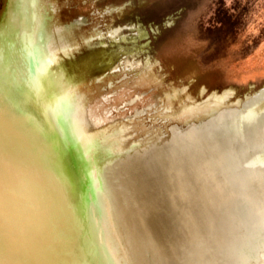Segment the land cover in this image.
Masks as SVG:
<instances>
[{
  "label": "bare ground",
  "instance_id": "6f19581e",
  "mask_svg": "<svg viewBox=\"0 0 264 264\" xmlns=\"http://www.w3.org/2000/svg\"><path fill=\"white\" fill-rule=\"evenodd\" d=\"M40 6L9 0L0 22V264H167V247L140 232L129 202L136 180L160 194L159 172L168 168L187 171L198 207L208 211V198L215 211L237 217L231 239L220 236L224 247L200 241L203 255L194 252L193 264H264V91L239 107L216 95V111L201 119L184 107L178 118L186 115V123L173 122L169 139L130 149L124 168L103 178L97 150L116 154L108 121L47 44ZM149 76L142 73L136 86L152 82ZM194 179H204L205 203ZM138 197L143 216L150 203Z\"/></svg>",
  "mask_w": 264,
  "mask_h": 264
},
{
  "label": "rangeland",
  "instance_id": "374dc122",
  "mask_svg": "<svg viewBox=\"0 0 264 264\" xmlns=\"http://www.w3.org/2000/svg\"><path fill=\"white\" fill-rule=\"evenodd\" d=\"M8 3L0 0V22ZM40 3L47 44L108 121L119 159L97 150L103 178L124 168L130 149L169 139L173 122L186 123L184 107L201 119L216 111V95L239 107L264 91V0ZM146 71L152 82L136 86Z\"/></svg>",
  "mask_w": 264,
  "mask_h": 264
},
{
  "label": "water",
  "instance_id": "95a60500",
  "mask_svg": "<svg viewBox=\"0 0 264 264\" xmlns=\"http://www.w3.org/2000/svg\"><path fill=\"white\" fill-rule=\"evenodd\" d=\"M160 164H165V162L162 161ZM160 167L162 168L163 165ZM159 177V184H161L163 188L160 186L162 189H160L161 193H156V197L159 195L162 196V199L165 200V202L163 201L164 204L162 203L160 206L156 205L157 200L160 199H157L158 197L156 198L155 194H151V197L149 191L146 190V186L143 187V185L136 180V186L134 187L131 185L134 191H132L130 195L131 197L136 194L134 197L135 200H130L129 202L131 204V209L134 210V214L136 215L130 214L129 218H133V221L136 220L135 225L142 234H146L149 237L153 236L156 241L161 242L162 245L167 247V253L165 252L166 255L168 254L167 264H190L191 262L193 264L194 259H196L193 256L194 252H199V255H203V248L200 246V241L202 240H209L211 246L219 243L221 244L219 245L220 247H224V240L222 242L220 236L222 235L225 240L231 239L229 234H231V230L233 231V228L237 225V217L235 219L230 218V216L232 217L231 214H226L223 211H215L212 208L211 202H209L210 200L207 198L208 195L205 191V193H202V187L204 186L202 183H204V179L203 181L202 179H198L200 184H198L195 179L193 182L199 198H202L204 203V198H207L206 203L209 205L208 211H205L204 207H198L194 202L192 196L193 190L191 191L189 189L188 183H190V176L187 171L179 172L177 168H168L166 175L163 170L159 172ZM205 180L207 182V179ZM140 193L141 197L145 199L144 201L150 203V205L147 204L148 207L146 205L144 210L145 214L143 216L138 213L139 206H141V198L138 197ZM172 194L176 196L177 202L170 200V195ZM145 196H149L148 199H146ZM137 197L139 198L138 200ZM175 203H177L176 206ZM246 209L247 212L249 211L251 213L252 210L249 208ZM133 215L134 217H132ZM215 215L218 216L216 220ZM218 228H223L225 235L222 234ZM212 235L214 237H212ZM184 257H186L185 261Z\"/></svg>",
  "mask_w": 264,
  "mask_h": 264
},
{
  "label": "snow or ice",
  "instance_id": "6c2138e0",
  "mask_svg": "<svg viewBox=\"0 0 264 264\" xmlns=\"http://www.w3.org/2000/svg\"><path fill=\"white\" fill-rule=\"evenodd\" d=\"M2 74H3V68H2V65H0V76H2ZM58 118H59L62 122L66 123V124L76 125L77 127H79V129H80V131H81L82 134L86 131V130L84 129V126H83L82 124H80L79 121L75 120V119H74L73 117H71V116L65 117V116H63L62 114H59ZM46 121L48 122L49 127H50V129H51V122H50V120H47V117H46Z\"/></svg>",
  "mask_w": 264,
  "mask_h": 264
}]
</instances>
